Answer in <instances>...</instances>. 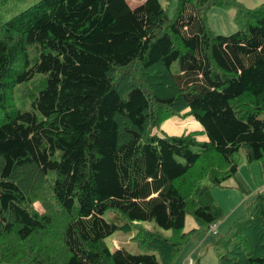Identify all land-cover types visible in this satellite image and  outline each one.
Instances as JSON below:
<instances>
[{
	"label": "trees",
	"instance_id": "1",
	"mask_svg": "<svg viewBox=\"0 0 264 264\" xmlns=\"http://www.w3.org/2000/svg\"><path fill=\"white\" fill-rule=\"evenodd\" d=\"M214 7L235 9L236 33L210 28ZM28 83L32 109L14 108ZM182 113L202 131L153 134ZM242 148L264 162V4L40 0L0 24V264H174L224 219L212 189ZM133 229L154 254L110 250ZM216 236L220 264H264V191Z\"/></svg>",
	"mask_w": 264,
	"mask_h": 264
},
{
	"label": "rangeland",
	"instance_id": "2",
	"mask_svg": "<svg viewBox=\"0 0 264 264\" xmlns=\"http://www.w3.org/2000/svg\"><path fill=\"white\" fill-rule=\"evenodd\" d=\"M40 0H0V24L9 21L18 13L28 9ZM132 8L141 5L145 0H127ZM164 8L169 11L171 17L174 15L178 0H160ZM247 8L255 9L264 4V0H240ZM235 9H224L214 7L208 14L209 26L218 35L229 36L239 30L238 25L234 22ZM37 55L35 47L30 50V58L34 60ZM40 79L37 76L34 80ZM33 80V81H34ZM32 81V82H33ZM30 82V83H32ZM23 84L19 86L14 94V108L20 110H31L30 102H23V90L31 87L32 84ZM174 120V121H173ZM177 122V123H176ZM169 123H175L176 129H171ZM179 123V124H178ZM202 130L199 122L182 113L180 116L170 118L164 122L160 128L153 130V134H162L163 132L170 136H181L183 134ZM205 139V136H204ZM235 161L239 166V172L236 178L229 179L224 186L212 189V196L217 205H219L225 214L224 219L218 223V233L225 236L233 223L243 217L248 208L249 201L255 193L264 191V162L257 161L249 163L246 159L245 149L242 148L235 156ZM241 184L246 191L241 189ZM205 186L210 187V182H205ZM39 212H45L40 201L34 204ZM116 215V211H108L104 218L111 221ZM142 225L149 230H159L155 222H146ZM193 229H199V224L192 215L186 218L185 232ZM163 232V231H162ZM137 230L131 232L117 231L106 239V244L112 252L117 249H125L132 254H154V251L146 250L138 245L134 240ZM169 234V233H168ZM219 239L211 231H199L183 248L174 264H185L189 260H193L196 264H220L219 254L213 247V243Z\"/></svg>",
	"mask_w": 264,
	"mask_h": 264
},
{
	"label": "built area",
	"instance_id": "3",
	"mask_svg": "<svg viewBox=\"0 0 264 264\" xmlns=\"http://www.w3.org/2000/svg\"><path fill=\"white\" fill-rule=\"evenodd\" d=\"M210 231L213 233V234H217V226L216 225H212L210 227ZM185 264H195V262L193 260H189L188 262H186Z\"/></svg>",
	"mask_w": 264,
	"mask_h": 264
},
{
	"label": "crops",
	"instance_id": "4",
	"mask_svg": "<svg viewBox=\"0 0 264 264\" xmlns=\"http://www.w3.org/2000/svg\"><path fill=\"white\" fill-rule=\"evenodd\" d=\"M174 121V120H173ZM177 123V122H176ZM179 124V123H178ZM169 128H171L172 130L173 129H176L177 128V125L175 123H169V126H167ZM197 131H200V130H197ZM202 131V130H201ZM204 137V136H203ZM217 229H218V224H217ZM218 231V230H217Z\"/></svg>",
	"mask_w": 264,
	"mask_h": 264
},
{
	"label": "clouds",
	"instance_id": "5",
	"mask_svg": "<svg viewBox=\"0 0 264 264\" xmlns=\"http://www.w3.org/2000/svg\"><path fill=\"white\" fill-rule=\"evenodd\" d=\"M217 226V225H216Z\"/></svg>",
	"mask_w": 264,
	"mask_h": 264
}]
</instances>
